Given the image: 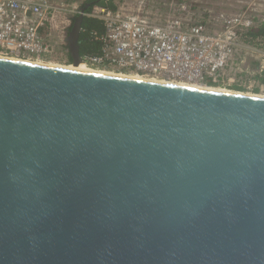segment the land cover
Returning a JSON list of instances; mask_svg holds the SVG:
<instances>
[{"label":"water","instance_id":"obj_1","mask_svg":"<svg viewBox=\"0 0 264 264\" xmlns=\"http://www.w3.org/2000/svg\"><path fill=\"white\" fill-rule=\"evenodd\" d=\"M0 264H264V97L0 57Z\"/></svg>","mask_w":264,"mask_h":264},{"label":"built area","instance_id":"obj_2","mask_svg":"<svg viewBox=\"0 0 264 264\" xmlns=\"http://www.w3.org/2000/svg\"><path fill=\"white\" fill-rule=\"evenodd\" d=\"M56 10L47 0H0V55L19 60L59 55L57 44L46 39L51 29L58 28ZM244 14L227 20L223 30L211 32L203 24L186 27L179 19L160 24L142 13L97 6L84 15L103 23V33H92L101 50L83 62L97 71L207 87H213L207 85L211 81L215 87H227L239 81L228 75L234 53L240 48L259 51L252 47L251 37V42L242 38L255 29L252 18ZM59 46L68 60V43ZM263 71L264 57L243 87L263 92L264 84L256 78Z\"/></svg>","mask_w":264,"mask_h":264},{"label":"rangeland","instance_id":"obj_3","mask_svg":"<svg viewBox=\"0 0 264 264\" xmlns=\"http://www.w3.org/2000/svg\"><path fill=\"white\" fill-rule=\"evenodd\" d=\"M50 5L56 8L54 25H56L57 30H50L46 39L50 41L52 44H57L58 54L51 61H44L48 63H55L63 66L72 65V63H67V58L63 57L61 54L60 43L63 41L67 42V37L70 32L69 27L72 24L71 18L77 17L81 11V6L86 0H47ZM244 5H246V9L243 11L246 16H250L253 20L254 28L264 27V0H243ZM223 2L227 3L225 5ZM238 0H184L180 2V0H115L117 5V9L121 8L125 11L142 13L149 17L154 22H160L162 24L167 20H173L174 15H178V10L182 9V5L186 6V11H189L191 15H195L198 18L208 17L216 10H214L217 6H223L220 9L222 12L234 13L236 11L237 6L239 5ZM197 5V6H196ZM211 5L214 7H211ZM240 6V5H239ZM242 6V4H241ZM192 8V9H191ZM212 11V12H211ZM166 19V21H164ZM225 26V25H224ZM55 29V28H54ZM224 29V28H223ZM222 29V30H223ZM243 38V37H242ZM244 41L246 38L244 37ZM251 41V40H249ZM243 42V41H242ZM248 42V41H247ZM252 47L259 51H251L245 48L238 49L234 55L232 56L230 67L228 71V75L231 78L239 79L238 82L233 85H229L227 87H212L216 89H224L229 91H236L232 87L234 85L242 84V87L247 83L249 79L252 78L250 73L252 70V62L256 60L262 61L264 54V36L259 37L258 39H253L251 42ZM244 44V42H243ZM246 45V43H245ZM260 52V53H259ZM33 61V60H32ZM249 84V81H248ZM247 85V84H246ZM211 88V87H209ZM254 89H247L245 91H237L244 92L246 94L252 95H264L263 92L255 93Z\"/></svg>","mask_w":264,"mask_h":264},{"label":"trees","instance_id":"obj_4","mask_svg":"<svg viewBox=\"0 0 264 264\" xmlns=\"http://www.w3.org/2000/svg\"><path fill=\"white\" fill-rule=\"evenodd\" d=\"M184 0H180V2H182ZM225 5H227V3L223 2ZM239 5L237 6L236 11H234V13H230L227 14L229 12H222L220 11L221 8H223V6H217L214 10H216L214 13H212L210 16L198 18L197 16H193L191 15V13L189 11H186V6L182 5L180 10H178V15H174L173 18L179 19L182 21L184 26H191L193 24H203L205 25L211 32H218L221 31L224 28V25L226 23L227 20L234 18V17H238L242 14H244V10L246 9V5H244V1L243 0H238L237 2ZM242 4V6H241ZM97 6H107L109 8H111L112 10H117V5L115 3V0H86L83 5L81 6L82 10L84 9L85 13H91L93 11L94 7ZM197 6V5H196ZM209 8H214L212 5ZM192 9V8H191ZM212 12V11H211ZM75 17L71 18L72 23L74 22ZM166 21V19L164 20ZM163 21H161L162 23ZM72 26V24H71ZM71 26L69 27V30L71 29ZM93 32H98L99 34L104 32V28H103V23L95 18H92L90 16H84L83 21H82V28H81V32H80V37L78 40V44H79V49H80V55L82 56V58H86L87 56L90 55H96L99 54L100 50H101V43L96 41L93 37ZM264 36V27H257L255 28L253 31H250L247 35H245L244 37L246 38V41H249V37H251L252 39H258L259 37ZM243 37V39H244ZM58 52V48L56 50ZM55 56L57 55H45L43 57L44 61H51L53 58H55ZM67 63H71L69 61V58L67 60ZM55 64V63H54ZM261 65V61L260 60H256L255 62H252V70L253 71H257L259 69ZM257 79H259V81L264 84V71L262 76L258 75L256 77ZM207 85L208 86H213L215 87V85L211 82V81H207ZM212 88V87H211ZM234 90L236 91H245L246 89L242 86L239 85H234L232 87ZM255 93H259L260 89L256 88L254 89Z\"/></svg>","mask_w":264,"mask_h":264},{"label":"bare ground","instance_id":"obj_5","mask_svg":"<svg viewBox=\"0 0 264 264\" xmlns=\"http://www.w3.org/2000/svg\"><path fill=\"white\" fill-rule=\"evenodd\" d=\"M0 57L4 58L5 56L0 55ZM5 58H12L14 60H19L13 57H8L6 56ZM24 61V60H23ZM26 62H35V63H39V64H45V65H49V66H55V67H64V68H68V69H73V70H78V71H85V72H96V73H102V74H108V75H118V76H122V77H130V78H137V79H146L148 81H157L154 79H148V78H144L141 76H137V75H126V74H118V73H114V72H106V71H97V70H93L89 67H87L85 64H80V65H69V66H63V65H59V64H54V63H48V62H44L42 60H31V59H27L25 60ZM157 82H164V83H169V84H174V85H179V86H185V87H192V88H198V89H205V90H213V91H229V90H224V89H216V88H209L207 86H201V85H195V84H187V83H172V82H165V81H157ZM257 96L259 97H264V95H259L257 94Z\"/></svg>","mask_w":264,"mask_h":264}]
</instances>
